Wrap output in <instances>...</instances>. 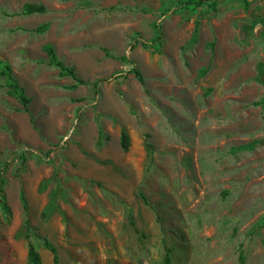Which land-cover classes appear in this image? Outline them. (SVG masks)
Segmentation results:
<instances>
[{"label":"rangeland","instance_id":"1","mask_svg":"<svg viewBox=\"0 0 264 264\" xmlns=\"http://www.w3.org/2000/svg\"><path fill=\"white\" fill-rule=\"evenodd\" d=\"M181 1L0 0V264H264V0Z\"/></svg>","mask_w":264,"mask_h":264},{"label":"trees","instance_id":"2","mask_svg":"<svg viewBox=\"0 0 264 264\" xmlns=\"http://www.w3.org/2000/svg\"><path fill=\"white\" fill-rule=\"evenodd\" d=\"M211 1L212 0H182L180 4H181V8H189V7L199 8V7H203L205 5L210 6L211 8H215L217 5L216 1H214L213 3H211ZM23 11H24V14L31 15V14H43L47 10L42 5L27 4L24 6ZM47 28H48V25L46 24V25L38 28L36 30V32L37 33H44V31H46ZM155 32H156L157 36L154 38L152 45L158 44V47H161L163 45V35H162V30H161L159 25H155ZM137 44H138V41H136V43L131 46V50L136 49ZM143 46L147 47L148 44L143 43ZM45 51L50 58V65L58 68L60 71V75L62 77L67 76V77H70L74 80V84L71 86L72 89H76L80 86H92L95 89V92H98L99 85L101 82H103V80H97L95 82H91V81H86L84 79H81L76 74L75 68L66 66L61 60L58 59L56 52L52 46L47 45L45 47ZM103 51L105 52L106 56H108V57H112L114 59H120L122 61H129L127 56H122L120 58H117L115 56H112L106 48H104ZM3 73L9 79V86L8 87L10 88V93L12 95L17 96L18 99L20 100V102L22 103V105L24 106V109L27 110L28 105L31 102L30 98H28L25 95L24 90L16 82L15 78L12 75L11 68L9 66L4 67ZM130 73L135 74L137 79L141 83H144V79H143V77H142V75L138 69H133ZM99 145L102 146L101 143ZM130 145H131L130 137L127 133L124 132L122 134V143H121L122 149L127 152L130 148ZM0 184H2V185L4 184V179L2 177L0 179ZM22 198H23V201L25 203V208H27L25 196L23 195ZM44 242H45L46 248H48L53 255V264H60V260H59V257L57 255L56 248L52 246V244L49 242V240L44 239ZM169 263H170V256L166 255L165 264H169ZM28 264H43L40 253L36 250V248L32 244H29Z\"/></svg>","mask_w":264,"mask_h":264}]
</instances>
